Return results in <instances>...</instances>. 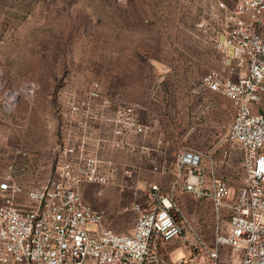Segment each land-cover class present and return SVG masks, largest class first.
Masks as SVG:
<instances>
[{"label":"rangeland","instance_id":"1","mask_svg":"<svg viewBox=\"0 0 264 264\" xmlns=\"http://www.w3.org/2000/svg\"><path fill=\"white\" fill-rule=\"evenodd\" d=\"M210 10L194 0H0V182L44 184L55 173L56 148L76 137L89 155L138 166L141 148H113L109 134L121 104L140 105L155 132L134 145L150 149L157 162L173 161L183 148L200 150L208 170L230 186L228 201L236 200L246 174L228 140L233 102L197 90L222 69L212 32L200 26ZM160 142L165 156L153 152ZM137 181H161L168 190L173 178L146 174ZM81 192L89 205L107 210L115 231L132 230L137 215L118 214L117 184L86 183ZM176 196L190 230L162 246L163 256L174 264H212L198 244L210 246L220 225L212 203ZM227 221L225 213L221 224ZM237 258L224 249L219 264Z\"/></svg>","mask_w":264,"mask_h":264},{"label":"built area","instance_id":"2","mask_svg":"<svg viewBox=\"0 0 264 264\" xmlns=\"http://www.w3.org/2000/svg\"><path fill=\"white\" fill-rule=\"evenodd\" d=\"M194 1L211 9L200 26L212 32L222 65L197 90L228 97L235 108L228 140L246 174L236 200L228 201L230 186L208 170L200 150L183 148L173 161L157 162L150 149L134 145L155 130L140 117L144 108L121 104L123 111L111 120L110 144L128 152L140 147L138 166L122 168L100 159L98 151L89 155L84 139L76 137L56 148L55 173L44 184L26 189L13 177L0 182V264H174L161 248L190 230L178 191L211 202L216 211L220 225L213 243L198 241L212 264H219L224 249L238 256L231 264H264V0ZM166 149L160 142L153 152L165 156ZM146 174L173 182L168 190L161 181L139 183ZM86 183L117 184L125 202L118 214L137 215L130 232L115 231L107 210L84 200ZM225 213L228 221L221 224Z\"/></svg>","mask_w":264,"mask_h":264}]
</instances>
